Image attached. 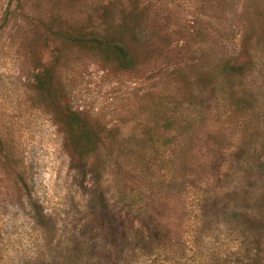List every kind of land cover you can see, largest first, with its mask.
Masks as SVG:
<instances>
[{
	"label": "rangeland",
	"instance_id": "obj_1",
	"mask_svg": "<svg viewBox=\"0 0 264 264\" xmlns=\"http://www.w3.org/2000/svg\"><path fill=\"white\" fill-rule=\"evenodd\" d=\"M110 1L0 0V264H93L98 254L114 250L135 212L117 199L120 176L107 150L100 180L77 168L54 99L37 87L38 76L52 66L61 103L107 129L119 127L127 136L153 127L167 149L177 121L212 112L208 124L225 130L230 151L239 156L246 146L252 152L251 169H232L228 181L257 199L240 230L221 224L216 238L206 240L209 248L197 251L188 243L196 230L191 213L178 224L183 232L174 248L131 254L130 264H264V32L252 30L251 0H142L153 5L152 14L132 44L138 59L132 70L59 36L63 29L99 26ZM156 15L162 24L165 17L171 22L149 40L144 36ZM226 57L252 68L233 90L208 78ZM240 89L257 100L254 109L236 107ZM17 170L26 172L33 198L28 192L18 198ZM91 199L98 203L94 210ZM196 208L191 203L190 211ZM33 210L42 216L34 220ZM78 241L84 244L76 250Z\"/></svg>",
	"mask_w": 264,
	"mask_h": 264
},
{
	"label": "trees",
	"instance_id": "obj_2",
	"mask_svg": "<svg viewBox=\"0 0 264 264\" xmlns=\"http://www.w3.org/2000/svg\"><path fill=\"white\" fill-rule=\"evenodd\" d=\"M127 1L130 3L126 6L123 1L111 0L103 11L99 26L91 29L67 28L59 36L72 46L99 51L106 57L107 63L118 69H134L138 59L132 51V44L141 39L138 35L142 34V28H147L153 5L146 6V1L142 0ZM118 3L122 8L119 13ZM250 6L254 8L255 16L250 23L252 30L264 32V0H251ZM160 16H155L152 27L144 37L150 40L159 35L162 29L169 28L171 20L165 17L166 23L162 24ZM250 70V65H234L226 57L222 63L214 65L208 78L213 86L227 84L233 90L236 84L240 86L241 80L248 77ZM37 87L46 90L54 99L51 107L65 134V144L76 157L77 168L84 175L90 173L100 180L105 169L100 157L107 150L108 159L116 166L120 176L117 199L123 204L132 203L135 207L132 208L135 212L128 219L129 226L123 227L118 245L114 246V250L98 254L93 264H130L131 254L152 252L161 246L174 248L176 238L183 232L179 226H182L184 217L191 213L195 214L191 219L196 224V230L188 243L197 251L209 248L206 240L216 238L213 234L221 232V224L222 227L240 230L243 217L249 215L252 218L255 214L246 211L253 209L257 199L251 197L249 191L242 192L228 183L237 167L238 170L251 169L253 155L250 147L241 148L239 156L230 151L225 130L208 124L212 112L177 121V132L167 142L168 148L163 149L160 139L156 138L158 131L153 127H147L142 135L132 133L125 136L119 127L107 129L106 124L93 115L61 103L56 96L53 66L38 76ZM240 91L242 94L235 100L236 107L254 109L257 100L249 91ZM201 128L205 137L201 135ZM4 160H8L6 154ZM76 160L73 159L72 163ZM158 163L164 168L154 170L153 166ZM226 166L228 170L223 169ZM26 181V172L17 170L15 190L21 200L27 192L30 193ZM188 192L193 193L191 199L185 196ZM191 203L198 207L195 211H190ZM97 204L96 200L91 199L88 208L94 210ZM39 215L42 216L40 211L33 210L34 220ZM134 220L139 226L135 225ZM178 220L180 223L176 222ZM78 242L74 248L76 250L84 244Z\"/></svg>",
	"mask_w": 264,
	"mask_h": 264
}]
</instances>
